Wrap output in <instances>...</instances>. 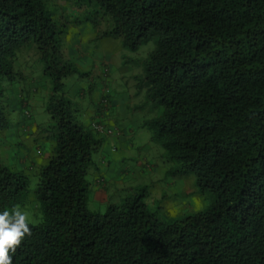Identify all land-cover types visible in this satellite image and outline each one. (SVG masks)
<instances>
[{
	"label": "trees",
	"instance_id": "1",
	"mask_svg": "<svg viewBox=\"0 0 264 264\" xmlns=\"http://www.w3.org/2000/svg\"><path fill=\"white\" fill-rule=\"evenodd\" d=\"M105 35L136 51L155 41L139 89L156 111L144 121L169 172L194 177L214 198L205 210L166 219L134 192L105 213L88 207L93 151L103 142L62 92L76 71L62 52L45 0H0V136L9 126L4 81L20 48L34 43L54 81L48 110L54 147L12 264H264V0H92ZM58 92H62L58 94ZM0 159V211L19 206L24 171Z\"/></svg>",
	"mask_w": 264,
	"mask_h": 264
},
{
	"label": "rangeland",
	"instance_id": "2",
	"mask_svg": "<svg viewBox=\"0 0 264 264\" xmlns=\"http://www.w3.org/2000/svg\"><path fill=\"white\" fill-rule=\"evenodd\" d=\"M45 2L57 23L63 55L76 69L63 79L62 92L72 102L79 122L103 138L88 168L89 209L105 213L109 205L120 204L134 192H145L149 206L167 220L207 209L214 196L198 192L194 177L172 175L165 150L144 126L156 111L146 100L145 91L139 89V82L155 41L131 51L120 36L105 35L108 16L96 1ZM13 67L12 79L4 81L2 103L9 126L0 136V159L27 175V192L19 207L28 213L29 222L38 224L43 210L35 191L40 169L55 145L49 133L55 123L48 110L55 84L44 72L34 43L18 50ZM97 176L105 177L108 192L92 191Z\"/></svg>",
	"mask_w": 264,
	"mask_h": 264
},
{
	"label": "clouds",
	"instance_id": "3",
	"mask_svg": "<svg viewBox=\"0 0 264 264\" xmlns=\"http://www.w3.org/2000/svg\"><path fill=\"white\" fill-rule=\"evenodd\" d=\"M26 235H31L29 217L19 206L11 211H0V264H12L9 251L16 247Z\"/></svg>",
	"mask_w": 264,
	"mask_h": 264
},
{
	"label": "crops",
	"instance_id": "4",
	"mask_svg": "<svg viewBox=\"0 0 264 264\" xmlns=\"http://www.w3.org/2000/svg\"><path fill=\"white\" fill-rule=\"evenodd\" d=\"M100 178L102 180V184L100 183ZM92 191L97 194H103L104 192H108L106 179L104 176H97L94 180V186L92 184Z\"/></svg>",
	"mask_w": 264,
	"mask_h": 264
},
{
	"label": "built area",
	"instance_id": "5",
	"mask_svg": "<svg viewBox=\"0 0 264 264\" xmlns=\"http://www.w3.org/2000/svg\"><path fill=\"white\" fill-rule=\"evenodd\" d=\"M95 128L99 129V130H102V126L101 125H98V124H94Z\"/></svg>",
	"mask_w": 264,
	"mask_h": 264
}]
</instances>
